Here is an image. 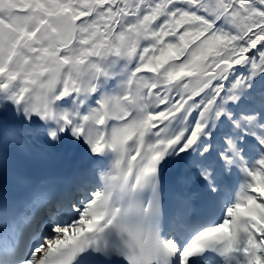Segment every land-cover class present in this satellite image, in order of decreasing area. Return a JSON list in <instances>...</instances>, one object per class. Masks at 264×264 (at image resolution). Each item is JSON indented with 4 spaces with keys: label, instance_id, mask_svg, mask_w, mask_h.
<instances>
[{
    "label": "snow or ice",
    "instance_id": "1",
    "mask_svg": "<svg viewBox=\"0 0 264 264\" xmlns=\"http://www.w3.org/2000/svg\"><path fill=\"white\" fill-rule=\"evenodd\" d=\"M61 150L0 264H264V0H0V175Z\"/></svg>",
    "mask_w": 264,
    "mask_h": 264
},
{
    "label": "bare ground",
    "instance_id": "2",
    "mask_svg": "<svg viewBox=\"0 0 264 264\" xmlns=\"http://www.w3.org/2000/svg\"><path fill=\"white\" fill-rule=\"evenodd\" d=\"M58 155H59V152L53 156V157H50V161H49V164L50 163H55V162H58L57 158H58Z\"/></svg>",
    "mask_w": 264,
    "mask_h": 264
}]
</instances>
